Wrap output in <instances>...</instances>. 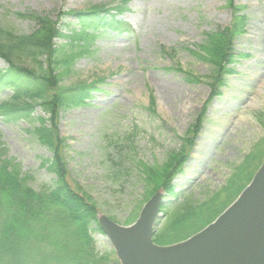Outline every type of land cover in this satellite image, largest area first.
<instances>
[{
    "label": "rangeland",
    "instance_id": "1",
    "mask_svg": "<svg viewBox=\"0 0 264 264\" xmlns=\"http://www.w3.org/2000/svg\"><path fill=\"white\" fill-rule=\"evenodd\" d=\"M230 1L0 0V25L19 34L37 27L17 18V13L45 16L60 25L75 23L71 12L90 5L123 8L116 19L129 26L130 34L105 32L91 42V54L74 63L75 74L69 77L70 83L103 78L99 92L88 107L70 109L57 121L59 137L67 145L63 150L66 180L97 208V218L104 216L122 226L132 223L144 199L157 187L148 177L150 167L177 168L171 184L178 195L165 196L155 234L169 211L185 201L198 205L218 193L215 205L226 208L236 196L223 193V187L234 167L264 138L259 120V114H264V0H232L248 16L245 33L233 44L244 57L233 65L235 74L223 77L224 85L217 88L220 94H212L209 87L210 66L192 53L206 41L207 33L232 23ZM4 67L0 60V71ZM179 70L202 81L186 83ZM10 95L1 92L0 103ZM35 113L47 119L39 109ZM199 117L201 129L194 135L190 131ZM29 127L0 119V141L6 157L30 178L28 186L40 192L54 180L48 168L39 167L40 160L51 155L25 134ZM201 135L205 147L193 158ZM258 164L252 165L255 171ZM92 236L97 252L112 251L102 235Z\"/></svg>",
    "mask_w": 264,
    "mask_h": 264
},
{
    "label": "trees",
    "instance_id": "2",
    "mask_svg": "<svg viewBox=\"0 0 264 264\" xmlns=\"http://www.w3.org/2000/svg\"><path fill=\"white\" fill-rule=\"evenodd\" d=\"M228 6L232 10V23L224 30L207 33L206 41L197 45L194 49L197 52H192L210 66L209 87L214 95L220 94L217 88L224 85L223 77L235 73L230 66L244 57L233 49V44L245 32L248 16L243 14L244 7L233 5L232 0ZM122 9L119 5L109 9L115 12L110 13L104 5H90L86 10L71 12L75 23L60 25L45 16L15 14L20 20L34 22L37 28L28 34L0 25V60L5 63L0 71V93L11 92L0 103V119L4 124L30 125L25 134L51 155L50 159H41L39 167L48 168L46 171L54 177L51 187L34 191L27 184L30 178L6 157V149L0 141V264H118L113 250L100 253L95 249L92 234L102 235L97 224V208L66 180L63 150L67 145L65 139L59 137L57 121L72 108L88 107L93 93L99 92L103 78H94L90 83L81 79L66 82L75 74L74 63L91 54V42L105 32L130 34L129 26L116 19ZM178 72L184 75L186 83L202 81L192 73ZM152 105L153 99L150 107ZM37 109L47 115V119L35 116ZM199 119L194 121L190 131L194 135L201 129ZM259 120L264 124V114H259ZM263 160L264 138H261L242 163L234 167L235 173L227 179L222 192L237 195L255 173H252L255 171L252 165ZM152 168L160 169L159 173L152 172ZM176 171L174 165L170 169L167 165L150 167L148 177L154 179L157 187L144 202L160 189L170 198L177 196L171 184ZM217 198L218 193L198 205L185 201L183 206L172 208L154 236V242L174 244L205 227L225 209V205H215Z\"/></svg>",
    "mask_w": 264,
    "mask_h": 264
},
{
    "label": "water",
    "instance_id": "3",
    "mask_svg": "<svg viewBox=\"0 0 264 264\" xmlns=\"http://www.w3.org/2000/svg\"><path fill=\"white\" fill-rule=\"evenodd\" d=\"M234 202L184 241L159 246L153 235L164 194L156 192L128 226L98 217L119 264H264V161Z\"/></svg>",
    "mask_w": 264,
    "mask_h": 264
},
{
    "label": "bare ground",
    "instance_id": "4",
    "mask_svg": "<svg viewBox=\"0 0 264 264\" xmlns=\"http://www.w3.org/2000/svg\"><path fill=\"white\" fill-rule=\"evenodd\" d=\"M203 139L204 138H202V135H201L199 137V139L197 140V143H196V145L194 147V151H193V158H196L199 155V153L202 151V149H204L205 144L203 142Z\"/></svg>",
    "mask_w": 264,
    "mask_h": 264
}]
</instances>
